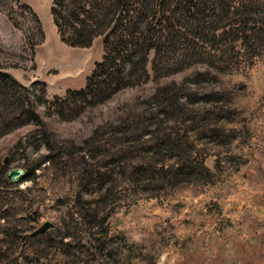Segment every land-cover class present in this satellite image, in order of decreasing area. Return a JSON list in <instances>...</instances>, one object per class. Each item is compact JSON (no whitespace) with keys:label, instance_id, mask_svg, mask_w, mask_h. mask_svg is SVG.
I'll return each instance as SVG.
<instances>
[{"label":"trees","instance_id":"trees-1","mask_svg":"<svg viewBox=\"0 0 264 264\" xmlns=\"http://www.w3.org/2000/svg\"><path fill=\"white\" fill-rule=\"evenodd\" d=\"M17 10L30 14L42 38L30 5L0 0V15L22 31ZM50 15L63 42L85 47L98 36L103 55L82 88L67 89L48 103L43 92L36 94L0 69V137L30 125L15 144L23 152L47 149L26 163L19 180L8 178L0 160V264H144L151 258L154 264L159 252L152 244L148 254L124 230H114L111 217L140 199L168 200L186 188L194 194L206 191L202 204L215 223L224 211L222 200L232 192L233 172L246 162L239 143H251L264 110L248 109L226 82L202 106H187L190 86L172 79L158 84L145 100L124 103L77 145L57 136L40 105L61 114L65 108L103 103L149 76L151 52L153 80L167 77L158 58L188 36L203 40L202 54L217 60L229 56L232 43L250 58L259 57L264 0H52ZM204 40H212L216 49L207 52ZM28 44L33 51L37 42ZM196 74L201 81L213 75ZM228 144L239 150L229 151ZM212 147H227L229 154L220 156ZM211 155L217 156L212 168L205 162ZM25 181L31 184L21 187ZM44 219L52 227L33 235Z\"/></svg>","mask_w":264,"mask_h":264},{"label":"rangeland","instance_id":"rangeland-1","mask_svg":"<svg viewBox=\"0 0 264 264\" xmlns=\"http://www.w3.org/2000/svg\"><path fill=\"white\" fill-rule=\"evenodd\" d=\"M21 1L30 5L39 17L43 35L39 37L34 21L26 11L17 10L15 15L21 22L22 31L15 28L5 15H0V69L36 94L43 92L46 102L63 96L67 89L82 88L95 63L102 58L100 37L85 47L70 46L60 39L53 24L50 15L52 0ZM192 38L188 36L184 44L177 42L168 46L164 55L158 58V65L169 73L167 77L153 80L150 67L154 53L151 52L146 66L149 76L143 75L138 86L119 89L107 101L84 104L79 110L69 107L59 114L53 108L46 112L45 105H40V110L48 115L46 119L59 138L72 139L77 145H82L97 125L113 119L124 103H139L158 84L172 79L176 84L190 86L187 106H202V102L214 98L218 88L226 82L248 109L257 107L264 110V101L261 102L264 95V48L261 50L257 45V52L263 53L250 58L243 54L240 44L232 43L227 51L229 56L217 60L209 54H202L203 40ZM29 41L37 42L33 51ZM211 41L204 40L207 52L210 47L212 50L217 47ZM187 44L192 48L190 51L186 50ZM229 59L231 62L224 64ZM206 71L213 74L212 78L201 81V76L197 77L196 73ZM257 122L251 143H239V146L244 145L243 151L247 153L246 162L233 172L230 178L234 185L232 192L222 200L224 211L215 223L210 222L209 210L202 204L206 191L198 190L194 194L184 188L168 200L140 199L129 210H121L111 217L112 228L124 230L130 238L142 243L148 254L152 244L154 253L159 252L154 264H264V117ZM32 128L22 125L0 137V160L5 171H23L32 158L47 154L44 146L39 150L29 147L23 152L15 144ZM226 150L227 147H212V152H218L220 156L229 154ZM228 150L236 152L239 148L233 149L228 144ZM250 150L252 155L249 157ZM216 157L209 156L205 160L206 165L212 168ZM38 173L39 170H35V174ZM29 184L30 181H25L20 186ZM45 221L51 222L50 219L42 222Z\"/></svg>","mask_w":264,"mask_h":264},{"label":"water","instance_id":"water-1","mask_svg":"<svg viewBox=\"0 0 264 264\" xmlns=\"http://www.w3.org/2000/svg\"><path fill=\"white\" fill-rule=\"evenodd\" d=\"M21 176H23V172L21 169H14L8 172L9 179H19ZM52 225L53 224L50 221H45L32 234L37 235L45 233L49 228L52 227Z\"/></svg>","mask_w":264,"mask_h":264}]
</instances>
